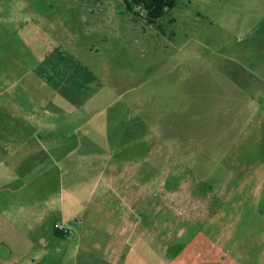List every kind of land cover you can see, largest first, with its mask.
I'll return each instance as SVG.
<instances>
[{"label": "rangeland", "instance_id": "obj_1", "mask_svg": "<svg viewBox=\"0 0 264 264\" xmlns=\"http://www.w3.org/2000/svg\"><path fill=\"white\" fill-rule=\"evenodd\" d=\"M154 1L151 15L135 0H0V58L58 49L67 70L95 76L104 110L93 124L112 130L102 131L108 163L87 203L99 201L116 157L143 161L150 203L138 218L151 233L119 257L122 238L100 233L118 220L106 211L101 242L78 244L53 224L35 244L9 242L0 264L44 249L63 264H163L155 249L168 240V256L188 245L215 254L203 264H264V0Z\"/></svg>", "mask_w": 264, "mask_h": 264}, {"label": "crops", "instance_id": "obj_2", "mask_svg": "<svg viewBox=\"0 0 264 264\" xmlns=\"http://www.w3.org/2000/svg\"><path fill=\"white\" fill-rule=\"evenodd\" d=\"M4 49L6 53L9 51ZM47 52L46 49L43 52L32 50L30 46L29 53H15L13 57L8 54L10 59L1 52L0 256L11 252L9 242L35 244L36 238L44 233L43 228L51 226L52 232L53 224L55 227L62 223L68 232L65 234L55 228L56 233L63 236L76 233L78 244L98 243L108 236L122 238L118 241L121 250L117 253L129 260L130 253L125 249L130 248V243L134 240L150 242V225H144L138 218L139 211L148 209L150 203L149 172L144 169L143 161L116 157L99 201L93 205L87 203L86 195L89 201L93 199V192L104 174L102 163H108L103 157L102 131L112 128L93 124L104 110L101 108L102 87L96 89L95 76L88 78L83 67L81 70L69 68V72L65 59L56 56L60 50L45 56ZM115 139L110 135V144ZM121 142L118 139L114 145L119 147ZM55 176L61 179V187H57L56 192L53 190ZM198 194L203 195L195 193ZM55 200L59 204L57 210ZM90 210L100 214L95 215L97 219L94 218L92 224L87 223ZM106 211L112 212L118 220L108 222L109 230L100 232L106 236L99 237L97 227L104 224H97ZM168 243L170 245H157L155 249V253L163 257V264H176L182 258L192 259L191 264H203L215 257L206 249L194 246V250L186 252L188 245L180 247L179 251L173 250L168 256L166 251L172 241ZM78 246L79 251L81 246ZM61 260L54 257L53 251L44 249L28 262L63 264Z\"/></svg>", "mask_w": 264, "mask_h": 264}, {"label": "trees", "instance_id": "obj_3", "mask_svg": "<svg viewBox=\"0 0 264 264\" xmlns=\"http://www.w3.org/2000/svg\"><path fill=\"white\" fill-rule=\"evenodd\" d=\"M137 3L141 4L143 3L145 7L149 8L151 15L155 14L158 10L156 8V2L154 0H135Z\"/></svg>", "mask_w": 264, "mask_h": 264}, {"label": "built area", "instance_id": "obj_4", "mask_svg": "<svg viewBox=\"0 0 264 264\" xmlns=\"http://www.w3.org/2000/svg\"><path fill=\"white\" fill-rule=\"evenodd\" d=\"M55 228H56L58 231H61V232H63V233L68 232V229L65 228L64 225L56 224V225H55Z\"/></svg>", "mask_w": 264, "mask_h": 264}]
</instances>
